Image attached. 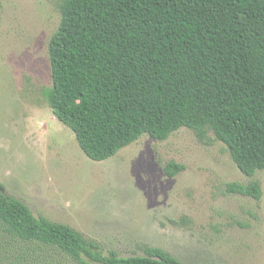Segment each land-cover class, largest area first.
I'll return each instance as SVG.
<instances>
[{
    "label": "trees",
    "instance_id": "trees-1",
    "mask_svg": "<svg viewBox=\"0 0 264 264\" xmlns=\"http://www.w3.org/2000/svg\"><path fill=\"white\" fill-rule=\"evenodd\" d=\"M59 10L43 96L91 160L185 128L201 141L213 134L247 177L264 171V0H62ZM164 170L173 177L184 166ZM227 190L262 196L258 182ZM0 244L32 259L58 251L76 264H183L157 248L103 256L1 188Z\"/></svg>",
    "mask_w": 264,
    "mask_h": 264
},
{
    "label": "rangeland",
    "instance_id": "rangeland-1",
    "mask_svg": "<svg viewBox=\"0 0 264 264\" xmlns=\"http://www.w3.org/2000/svg\"><path fill=\"white\" fill-rule=\"evenodd\" d=\"M61 2L0 0L2 191L97 243L103 256L157 248L183 264H264V171L244 175L213 134L143 136L96 162L55 117L43 91L52 87L49 45ZM171 163L184 170L168 176ZM251 182L260 184L259 200L228 193ZM0 246V264H76L54 250L32 259L27 249Z\"/></svg>",
    "mask_w": 264,
    "mask_h": 264
}]
</instances>
